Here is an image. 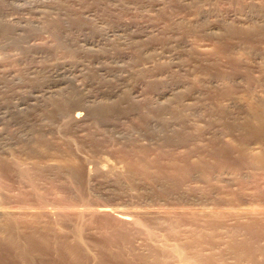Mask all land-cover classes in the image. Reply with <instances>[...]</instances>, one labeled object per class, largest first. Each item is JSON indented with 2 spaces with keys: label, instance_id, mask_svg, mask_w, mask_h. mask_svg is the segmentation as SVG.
I'll return each mask as SVG.
<instances>
[{
  "label": "rangeland",
  "instance_id": "374dc122",
  "mask_svg": "<svg viewBox=\"0 0 264 264\" xmlns=\"http://www.w3.org/2000/svg\"><path fill=\"white\" fill-rule=\"evenodd\" d=\"M0 16V264H264V0Z\"/></svg>",
  "mask_w": 264,
  "mask_h": 264
},
{
  "label": "bare ground",
  "instance_id": "6f19581e",
  "mask_svg": "<svg viewBox=\"0 0 264 264\" xmlns=\"http://www.w3.org/2000/svg\"><path fill=\"white\" fill-rule=\"evenodd\" d=\"M3 6V5H2ZM27 8V7H26ZM18 17V16H17ZM0 22H2V23H4L5 25H3V24H1V28H0V37L1 38H3V39H5V40H8L7 41V43L9 42V40H12V39H14V35L13 34H15V32L14 31H16V30H14V28H12V26H11V24L9 25V24H6L4 21H3V18L1 19V16H0ZM42 23V22H41ZM28 24V23H27ZM46 24V23H45ZM3 25V26H2ZM44 26V25H43ZM43 26H40L41 28L43 27ZM10 27V28H9ZM38 27V26H37ZM39 28V27H38ZM14 30V31H13ZM20 30V29H19ZM14 32V33H13ZM17 32V31H16ZM31 32V31H30ZM122 34V33H121ZM152 36V35H151ZM17 38V37H16ZM22 38V37H21ZM18 39V38H17ZM2 40V39H1ZM13 41V40H12ZM11 41V42H12ZM17 41V40H16ZM99 42V41H98ZM98 42H97V44H98ZM3 43V42H2ZM22 43V42H21ZM12 44V43H11ZM16 44V43H15ZM99 44H101V43H99ZM103 44V43H102ZM98 46V45H97ZM99 47H100V45H99ZM98 47V48H99ZM105 47V46H104ZM101 49V48H100ZM105 49V48H104ZM103 48H102V50H104ZM104 53V52H103ZM176 60V59H175ZM84 63V62H83ZM112 64V63H111ZM103 65V64H102ZM116 65V64H115ZM101 67H103V66H101ZM108 67V66H107ZM117 67V66H116ZM100 68V67H99ZM113 68V67H112ZM115 68V67H114ZM98 69V68H97ZM110 69V68H109ZM121 69V68H120ZM119 69V70H120ZM102 70H104V68L102 69ZM123 69H121V71H122ZM113 71V70H112ZM115 72V71H114ZM116 73V72H115ZM117 74V73H116ZM109 76V75H108ZM119 76V75H118ZM121 76V75H120ZM113 79V78H112ZM116 79H118V78H115V80ZM66 80V79H65ZM64 107V106H63ZM84 109V108H83ZM80 114L76 111V113L74 114V117L75 118H79L80 116H79ZM127 218V217H126ZM126 218H124V220H126ZM123 220V219H122ZM10 239V238H9ZM197 242V241H196ZM1 244V243H0ZM2 244H4V243H2ZM5 246L4 247H2V246H0L1 248L0 249H2V248H11V247H13V246H16V242H14V241H9V240H7V242H5ZM197 245V244H196ZM189 249H190V247H188ZM187 248V249H188ZM60 253H62L63 255H64V257H66L67 259H69V261L73 264L75 261H76V259H77V256L75 255V252L74 251H72V250H69V249H64V248H60ZM194 251V250H193ZM201 252V251H200ZM197 253V252H196ZM195 255V254H194ZM190 256H191V254H190ZM189 256V258H191ZM193 257V256H192ZM195 257V256H194ZM199 258V257H198ZM197 257H195L194 259L195 260H197L198 259ZM180 259H181V261L180 262H182L183 264H188V263H190L189 261H188V257H180ZM190 260V259H189ZM192 260V259H191ZM194 260V261H195ZM202 261V260H201ZM196 262V261H195ZM198 263V262H197ZM199 264V263H198Z\"/></svg>",
  "mask_w": 264,
  "mask_h": 264
}]
</instances>
